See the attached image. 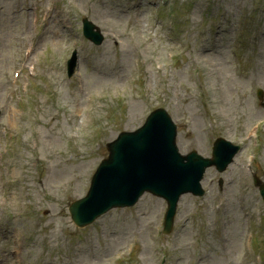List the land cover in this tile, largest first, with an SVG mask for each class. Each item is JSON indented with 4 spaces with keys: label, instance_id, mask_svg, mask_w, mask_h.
<instances>
[{
    "label": "rangeland",
    "instance_id": "rangeland-1",
    "mask_svg": "<svg viewBox=\"0 0 264 264\" xmlns=\"http://www.w3.org/2000/svg\"><path fill=\"white\" fill-rule=\"evenodd\" d=\"M133 1L137 6L128 10L123 8L128 4L126 0L60 1L68 9L86 7L103 33L114 39V47L107 49L104 57L99 54L93 58L84 56L81 60L85 86L80 105L83 116L78 126L76 124L74 128L73 118L68 117L69 111L53 105L55 98L52 96L41 105L42 114L37 115L42 118L41 127L20 122L8 107L3 106L0 118V255L2 246L8 245L5 251L12 257L16 252L12 245L16 242L18 258L23 264H103L102 261L118 254L121 248L137 241L140 264H163L148 229L154 209L145 204L146 201L141 204L138 217L129 213L105 222L101 228L102 236L106 229L108 240L103 237V241L97 242L100 243L97 248L98 226L93 235L87 233L77 243V236L81 234L70 227L65 207L74 197L86 192L91 174L105 156L104 144L121 131L137 128L147 110L157 105H163L175 117H186V121L193 119L195 124L191 131H179L182 137L194 132L200 139L204 123L194 117L191 105L195 100L194 89L212 91L211 99L219 102L216 106L210 104L209 109L221 124L218 111L221 102L230 109L222 116L228 124L236 125L241 119L255 125L264 120V107H256L252 95V88L264 89V78L259 77L260 68L253 65V73L257 74L255 78L243 71L239 79L233 73L237 72L238 65L228 55L233 34L241 22L242 44L238 47L235 42L233 47L236 58L243 56L248 62L254 54L252 61L264 62V58L261 60L264 57V0L259 8L254 6L257 0H189L192 9L187 12L176 10L178 27L183 26L186 31H196L201 25L212 31L213 22L217 21L223 34H227L229 46L224 45L225 48L228 46L226 61H220L219 70L223 77H216L213 73L215 67L205 63L206 58L200 65L197 62L198 66L190 64L175 73L173 78L161 75L169 71L171 51L168 38L155 31L157 28L152 24L148 6L154 0ZM188 13L184 26L182 19ZM212 13L215 16L210 18ZM10 35V32H4L0 37V44L5 46L7 67L16 60L12 55L16 43ZM208 39L206 47H209ZM180 47L175 44L174 51ZM259 53L262 56L259 57ZM62 58L56 56L49 69L53 73L50 76L59 80L57 91L63 90L62 100L65 101L62 102H68L65 98L67 88L73 89V84L60 70ZM256 80L258 82L254 83ZM85 112L88 114L84 116ZM72 128L73 136L70 135ZM248 128L240 129L239 137L245 138ZM181 142L186 148L185 140ZM196 216H201L199 211ZM7 227L9 230L3 235L2 230ZM239 227L242 232L243 223ZM110 239L114 240L113 244ZM121 240L126 241L124 246L117 244ZM190 242L180 239L177 245L183 247ZM189 251L177 250L179 264H183L182 258L186 260ZM172 260L173 257L168 259L169 262Z\"/></svg>",
    "mask_w": 264,
    "mask_h": 264
}]
</instances>
